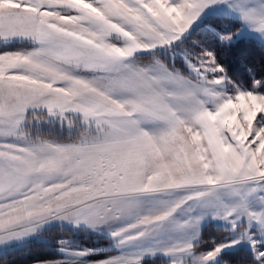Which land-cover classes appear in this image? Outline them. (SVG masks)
<instances>
[{
	"label": "snow or ice",
	"instance_id": "6c2138e0",
	"mask_svg": "<svg viewBox=\"0 0 264 264\" xmlns=\"http://www.w3.org/2000/svg\"><path fill=\"white\" fill-rule=\"evenodd\" d=\"M52 222L31 264H264V0H0V246Z\"/></svg>",
	"mask_w": 264,
	"mask_h": 264
},
{
	"label": "trees",
	"instance_id": "16d2710c",
	"mask_svg": "<svg viewBox=\"0 0 264 264\" xmlns=\"http://www.w3.org/2000/svg\"><path fill=\"white\" fill-rule=\"evenodd\" d=\"M258 47L259 45H257V49ZM257 49H253L251 47H243L235 52L234 55L238 59L246 58L248 60H258L261 53H259ZM54 244H47L46 242L29 243L26 248L16 250L13 249L11 251L0 254V264H5V262H7V264H31V261L33 259L41 256H47L49 253L55 251ZM45 245L51 248H46Z\"/></svg>",
	"mask_w": 264,
	"mask_h": 264
},
{
	"label": "rangeland",
	"instance_id": "374dc122",
	"mask_svg": "<svg viewBox=\"0 0 264 264\" xmlns=\"http://www.w3.org/2000/svg\"><path fill=\"white\" fill-rule=\"evenodd\" d=\"M65 228L67 229L66 225H65ZM44 231H45L44 237L34 236V237L29 238L27 241H23V242L13 241L8 245L0 246V254L11 251L13 249L16 250V249L26 248L27 245L32 242H41V243L46 242L47 244L53 245L57 239L66 238L67 236L66 231H61L59 222H52L49 226L45 227ZM79 235L80 236L74 237V239L76 240L77 243L81 244L82 246L91 247L93 244H107L108 243L107 239H100L96 235H86L85 236L83 233ZM210 235L216 236V235H219V233H217L215 229H211ZM45 247L47 248L49 246L45 245Z\"/></svg>",
	"mask_w": 264,
	"mask_h": 264
}]
</instances>
